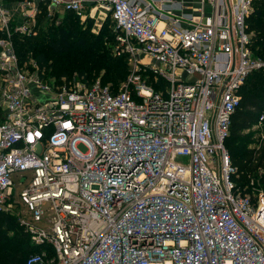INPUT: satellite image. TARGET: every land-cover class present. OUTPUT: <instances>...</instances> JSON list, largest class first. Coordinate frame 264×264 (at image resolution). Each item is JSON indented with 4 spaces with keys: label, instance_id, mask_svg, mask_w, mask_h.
Returning <instances> with one entry per match:
<instances>
[{
    "label": "built area",
    "instance_id": "2783aa9c",
    "mask_svg": "<svg viewBox=\"0 0 264 264\" xmlns=\"http://www.w3.org/2000/svg\"><path fill=\"white\" fill-rule=\"evenodd\" d=\"M259 1L0 0V204L28 172L20 224L39 250L23 264H264V193L235 189L224 146L264 70L246 24ZM42 9L106 12L131 66L118 91L19 63L13 36Z\"/></svg>",
    "mask_w": 264,
    "mask_h": 264
},
{
    "label": "trees",
    "instance_id": "16d2710c",
    "mask_svg": "<svg viewBox=\"0 0 264 264\" xmlns=\"http://www.w3.org/2000/svg\"><path fill=\"white\" fill-rule=\"evenodd\" d=\"M78 18L66 13L60 24L54 25L44 9L37 16L36 33L29 37L13 36L14 48L21 64L28 57L36 62L46 77L84 76L89 82L99 79L112 92L126 81L129 74L126 56L115 58L112 46L113 29L103 24L98 34L80 26ZM247 29L254 32L252 49L255 56L264 58V0L257 2L247 18ZM128 56V55H127ZM154 89L164 86L162 80L153 83L152 73L142 74ZM239 101L231 116L229 133L224 146L235 174V189L242 193L261 190L264 193V137L253 138L251 129L258 117L264 115V70L252 72L239 87ZM3 115L0 110V123ZM250 181H254L250 187ZM9 215H0V264H23L38 248L30 244L29 236L20 227L10 230Z\"/></svg>",
    "mask_w": 264,
    "mask_h": 264
},
{
    "label": "rangeland",
    "instance_id": "374dc122",
    "mask_svg": "<svg viewBox=\"0 0 264 264\" xmlns=\"http://www.w3.org/2000/svg\"><path fill=\"white\" fill-rule=\"evenodd\" d=\"M105 13L100 14L98 16V15L94 14L92 11L91 12L89 11V17H88V12H87L85 14L84 18H82V19L78 18L77 20H78L80 26H82L83 28L84 27L89 28V32L91 34L95 35V34H98L100 32V30L103 28V24H105L107 27H110L111 29H113V25L110 21V18L108 15L105 16ZM57 17H59V16H57ZM61 22H62V19L58 20V18H55L54 20H52V23H54V25L60 24ZM107 43L112 46L111 53L113 54V56H115V58L116 57L117 58L124 57L125 54L120 51V48L117 46V44L113 40L112 41L109 40ZM125 56H126V60H127V66H128L129 71H130L131 66L129 65V57L127 55H125ZM140 60L144 63L148 62V60H146L144 57H142ZM96 80H99V79H96ZM96 80H94V81H96ZM152 80H154V79L152 78ZM37 94H40V93L37 92ZM38 101H44V100H41L38 98ZM250 132L253 133V138H255V139H257L259 137L263 138L264 137V123L261 125H258L256 127H253ZM79 150L83 151L84 150L83 146L80 145ZM21 175H25L27 178L29 177L28 172L21 173V174H18L16 176L15 175L12 176V180L14 181L15 186L11 190V194L9 196V199H5L0 204V215L6 214V215H9L10 217L12 216V218H10V220H9V225H10L9 231H11V232L14 229L15 230L20 229V227L23 228L22 225L20 224V220H25V221L29 220V215L27 214L24 206L19 202V199H18V193L22 190V188L25 185V184L17 183V179ZM253 184H254V181L252 182V184H249L250 187L253 186ZM43 208H44V210L46 209L45 207H43ZM39 225L41 227L45 226V225H43V223H40Z\"/></svg>",
    "mask_w": 264,
    "mask_h": 264
},
{
    "label": "crops",
    "instance_id": "0c3cea01",
    "mask_svg": "<svg viewBox=\"0 0 264 264\" xmlns=\"http://www.w3.org/2000/svg\"><path fill=\"white\" fill-rule=\"evenodd\" d=\"M175 1H184L186 5L191 6V9L193 11L198 8L199 4L196 2V0H175Z\"/></svg>",
    "mask_w": 264,
    "mask_h": 264
}]
</instances>
